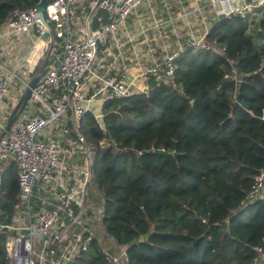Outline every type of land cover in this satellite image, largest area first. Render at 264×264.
Listing matches in <instances>:
<instances>
[{
    "label": "trees",
    "instance_id": "1",
    "mask_svg": "<svg viewBox=\"0 0 264 264\" xmlns=\"http://www.w3.org/2000/svg\"><path fill=\"white\" fill-rule=\"evenodd\" d=\"M38 2L0 0V25ZM247 19L199 23L216 53L193 51L184 35L171 47V81L150 78L144 92L102 102L98 119L83 113L75 133L89 164L85 213L103 243L93 235L90 250L63 264H108L101 249L123 253L119 264H264V183L246 198L264 171V16L250 35ZM59 40L52 37L54 47ZM21 208L9 161L0 171V226ZM6 235L0 229V264Z\"/></svg>",
    "mask_w": 264,
    "mask_h": 264
},
{
    "label": "built area",
    "instance_id": "2",
    "mask_svg": "<svg viewBox=\"0 0 264 264\" xmlns=\"http://www.w3.org/2000/svg\"><path fill=\"white\" fill-rule=\"evenodd\" d=\"M152 1L155 0H94L81 7L78 18L75 7L81 0H52L42 12L48 31L35 9L15 12L0 25V134L43 51L47 46L52 48L53 36L60 39L56 62L43 69L26 104L15 112L0 137V163L15 164L22 207L9 225L0 226L7 233L6 264H63L90 250L94 237L84 205L89 164L83 138L75 132L86 111L84 105L90 101L102 103L142 93L150 78L155 82L172 80L177 52L147 63L132 81L101 73L96 64L98 48L105 49L109 36L123 27L139 6L148 7ZM246 7L263 8L264 0H208L204 6L194 4L169 15L167 22H185L206 8L218 17L242 14ZM71 19L75 30L69 29ZM23 35L26 41L30 38L25 59L18 63L6 60L4 49ZM203 38H191L193 51L216 53ZM37 45L40 50L34 57L32 51ZM137 81L144 86L135 90ZM263 183L264 171L254 178L246 198L259 196ZM33 205L37 207L34 212ZM100 253L108 264H119L121 258L126 261L123 253L120 257L104 249Z\"/></svg>",
    "mask_w": 264,
    "mask_h": 264
},
{
    "label": "crops",
    "instance_id": "3",
    "mask_svg": "<svg viewBox=\"0 0 264 264\" xmlns=\"http://www.w3.org/2000/svg\"><path fill=\"white\" fill-rule=\"evenodd\" d=\"M156 1L160 6L158 8L156 7L158 14L157 16H154L153 23L151 24V27L149 29V35L151 36V38H148L149 35L146 34V29L143 25L145 24V22L142 21V19H144V16H142V14H148L145 10L147 7L144 6L140 8V13H132L129 16H132V18L134 19L128 18L123 27H121L113 35L109 36L105 49H101L102 51L98 50V53L96 55V64L100 68L99 71L101 73H104L111 77H124L127 81H132L141 67L145 66L152 60H160L162 59V57L168 54V51L166 50L168 46L165 45V41H161V39L169 38L171 35H174L176 37V29L178 30L179 24L184 35L189 36L190 38H193V36H195L192 35L191 32H196L195 27H199L198 22L203 23L204 18L202 15H198L192 20L189 19V22L179 21L178 23L174 24H170L167 22V18L169 17V15L174 16L178 13L179 10L181 11V9H179L174 14H171V12L168 10L170 5H172L171 2H174V4H178L179 1H183L182 4H189V0H155V2ZM247 3H250V1H247ZM242 14L247 15L248 17L247 21L249 23V26L247 33L250 35L257 29L258 21L264 16V7H246ZM78 18H81V16H79ZM151 18H153V16ZM71 22H74V19H71L70 23ZM203 25L205 24L203 23ZM72 26L73 27L70 30H75L76 26L74 23H72ZM131 28H135V31L132 33L130 31L128 32V29ZM141 31L143 33L139 35ZM139 36L140 39L137 38ZM156 37L159 39H156ZM20 38L24 42H26L27 40L24 35ZM29 40L30 38H28V42ZM178 44L179 43L175 44V46L177 47ZM168 45L170 46V43H168ZM155 48L158 50L156 53L157 55H153L155 54ZM25 57L23 58V60L25 59ZM141 86H144V84L142 85L141 83H138V81L134 84L135 90L136 88ZM91 102L92 101L87 104H90ZM87 104L85 105L88 106ZM95 116L99 117V114ZM5 163L7 162L0 163V169Z\"/></svg>",
    "mask_w": 264,
    "mask_h": 264
},
{
    "label": "rangeland",
    "instance_id": "4",
    "mask_svg": "<svg viewBox=\"0 0 264 264\" xmlns=\"http://www.w3.org/2000/svg\"><path fill=\"white\" fill-rule=\"evenodd\" d=\"M93 1L94 0H90V3H92ZM207 1L208 0H189V4H187V3L182 4L183 1H179L178 4H176V3L174 4V2H171L172 5H170L168 10L171 12V14H174L179 9L186 10V9L192 7L194 4H197L199 6L200 5L204 6L205 2H207ZM153 5H154V7H153ZM159 6L160 5L158 4L157 1L156 2L152 1V3H150L148 5V7L145 9L148 14L147 15L142 14V16H144V19H142V21L145 22V24H143V25H144V27L146 29V34H148V35H149V32H150L149 29L151 27V24L153 23L154 16H157V14H158L156 9ZM141 7H144V5L139 6L133 13H136V12L140 13V8ZM200 15H202L203 18H204L203 23L205 25L202 24L203 27L204 26L205 27L208 26L210 21L215 17V15L213 14V10L212 9H208V8H206ZM152 16H153V18H151ZM139 17H141V16H139ZM128 18L134 19V18H132V16L128 17ZM192 19H194V18H192ZM192 19H190V20H192ZM157 20H159V19H157ZM190 20H186V22H189ZM198 24H199V22H198ZM200 27H201V25L199 27H195V29H196L195 31L196 32H191L192 35H195V36H193L194 39L197 38L198 36L202 35L201 32H202L203 28L200 29ZM65 30H66V27L64 25L63 26V32ZM129 31L132 33V32L135 31V28L128 29V32ZM251 34H253V33H251ZM171 36H172V38L169 37V38H166V39H161V41H165V45L168 46V48H166L168 53L173 52V51H171V47H172V49H174L173 44L179 43L181 40L185 39L184 37H186V36H184L182 29L180 28V24L178 25V30L176 29V37L174 35H171ZM20 37L21 36H19L17 40H14L12 43H10L6 49H4V54H5L4 56H5L6 60H12L13 59L12 61H14L15 63L22 62V58H24V56L28 53V51H29L28 47H30V44H28V41L24 42L23 40H21ZM137 38L140 39V36L137 37ZM148 38H151V36L149 35ZM156 39H159V38L156 37ZM168 43H170V46L168 45ZM154 51H155L154 52L155 54H153V55H157L156 53H157L158 50L155 48ZM58 52H59V50H58L57 47L52 46V48L50 49V46H47L46 50L43 51V54H42L43 56L41 55L42 59L38 61L36 69L37 68L40 69V70L44 69L46 66L43 65L42 63L48 62L49 60H50L51 63H48V65L53 64L52 62H54V61L56 62V59L58 57ZM33 76H34V74L29 76V77H33ZM15 84H17L16 81H15ZM6 101H7V99L5 100V102ZM87 105L88 106L84 105V107L87 108L86 111H89V112L93 113L94 115L100 114V107H101L100 103H98L96 101H92L90 104H87ZM96 118L98 119V117H96ZM8 163L9 162L5 163L2 166L1 170L4 167H6L8 165ZM91 220L92 219H90L89 224H88L89 231L92 233V235L97 237V239H98L97 243H99L101 245L103 243V241L100 238V233H99L100 229L98 227H96L94 225V222H91Z\"/></svg>",
    "mask_w": 264,
    "mask_h": 264
},
{
    "label": "water",
    "instance_id": "5",
    "mask_svg": "<svg viewBox=\"0 0 264 264\" xmlns=\"http://www.w3.org/2000/svg\"><path fill=\"white\" fill-rule=\"evenodd\" d=\"M52 0H39L38 4L35 7V11L38 13L39 18L43 24V26L45 27V29L48 31V25L44 22L43 20V16H42V12L44 10V7L50 3ZM99 1V0H98ZM47 36V34H43V37L45 38ZM38 80V76H33L29 79V81L25 84L24 90L22 91L19 100L17 101L16 105L14 106L11 114L9 115L5 127H4V131L7 130V128L9 127L11 121L14 118L15 112L18 109H22L24 107V105L27 102V99L29 97L30 91L34 88L36 82ZM3 131V132H4ZM3 132L0 134V137L2 136ZM154 154L156 155H167L165 152L162 151H154Z\"/></svg>",
    "mask_w": 264,
    "mask_h": 264
},
{
    "label": "bare ground",
    "instance_id": "6",
    "mask_svg": "<svg viewBox=\"0 0 264 264\" xmlns=\"http://www.w3.org/2000/svg\"><path fill=\"white\" fill-rule=\"evenodd\" d=\"M39 50H40V45H37V46L34 47V49L32 51V54L34 55V57L38 55ZM29 61H33V60L30 58Z\"/></svg>",
    "mask_w": 264,
    "mask_h": 264
}]
</instances>
